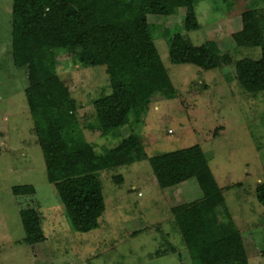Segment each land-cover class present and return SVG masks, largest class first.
Returning a JSON list of instances; mask_svg holds the SVG:
<instances>
[{"label":"rangeland","instance_id":"1","mask_svg":"<svg viewBox=\"0 0 264 264\" xmlns=\"http://www.w3.org/2000/svg\"><path fill=\"white\" fill-rule=\"evenodd\" d=\"M12 1L0 0V264H192L172 226L171 209L202 193L195 180L162 190L148 160L101 171L106 210L99 227L88 233L71 230L55 186L47 179L34 134L25 94L27 70L13 65ZM231 1V7L223 0L202 2L197 13L203 28L188 33L197 46L217 42L221 52L217 69L173 64L167 42L155 40L177 95L140 93L147 111L142 123L131 127L145 138L149 155L196 144L202 147L224 189L227 209L222 217L228 225L222 227V234L240 231L250 263L264 264V207L255 191L264 183V93L251 95L237 82L228 83L221 72L226 55L232 61L261 58V48L240 47L237 38L254 31L264 34V0ZM175 5L181 9V21L185 3L176 0ZM150 21L161 22L156 17ZM68 60L70 64L61 65L58 73L81 106L79 117L87 141L98 154L104 153L116 143L98 132L92 103L101 90L110 92L105 67L81 68L73 57ZM118 175L124 179L119 185L113 179ZM23 185L33 186L36 194L15 195L12 188ZM29 208L40 215L46 235V241L36 247L21 242L25 232L20 212Z\"/></svg>","mask_w":264,"mask_h":264},{"label":"trees","instance_id":"2","mask_svg":"<svg viewBox=\"0 0 264 264\" xmlns=\"http://www.w3.org/2000/svg\"><path fill=\"white\" fill-rule=\"evenodd\" d=\"M175 1L13 0V65L27 70L25 94L34 134L43 152L47 179L55 186L73 232L88 233L99 227L106 210L101 171L148 160L162 190L195 180L202 193L200 198L171 209L172 226L182 237L191 263L251 264L242 233L222 234V227L228 225L222 217L227 209L224 189L202 147L196 144L149 155L145 138L131 127L142 123L147 111L140 93L177 95L155 40L167 42L173 64H191L206 71L219 67L217 42L208 40L197 46L188 35L203 28L197 8L205 0H179L185 3L181 21ZM223 2L230 7L233 3ZM152 17L161 22L152 23ZM237 44L261 48V58L232 61L226 55V67L221 68L224 79L237 82L251 95L264 93V34H241ZM69 57L81 68L105 67L108 75L110 92L101 90L92 103L98 132L116 143L104 153L98 154L87 141L79 117L81 106L58 73L61 65L70 64ZM113 179L118 185L124 181L122 175ZM12 190L18 196L36 194L31 185ZM255 191L264 207V183ZM20 218L25 232L21 242L36 247L46 241L41 217L34 208L22 210Z\"/></svg>","mask_w":264,"mask_h":264}]
</instances>
